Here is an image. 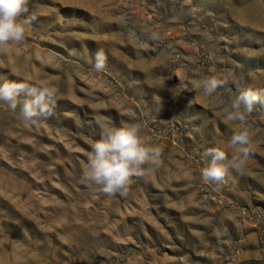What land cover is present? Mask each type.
<instances>
[{"label":"rangeland","instance_id":"374dc122","mask_svg":"<svg viewBox=\"0 0 264 264\" xmlns=\"http://www.w3.org/2000/svg\"><path fill=\"white\" fill-rule=\"evenodd\" d=\"M28 7L36 19L21 44L0 52V83H51L57 106L25 125L19 107L0 101V264H264V104L247 117L243 172L229 167L221 185L200 174L206 149L236 154L228 144L237 125L223 106L238 89L264 100V0ZM101 49L106 68L97 73ZM211 76L228 81L212 97L185 89ZM97 121L138 123L161 149L159 166L134 177L127 196L81 182L84 153L101 139Z\"/></svg>","mask_w":264,"mask_h":264},{"label":"clouds","instance_id":"9594fccd","mask_svg":"<svg viewBox=\"0 0 264 264\" xmlns=\"http://www.w3.org/2000/svg\"><path fill=\"white\" fill-rule=\"evenodd\" d=\"M35 19V15H29L28 0H0V52L8 46L21 44L26 38V25ZM144 35L148 42L157 43L160 40V33L155 30H145ZM147 50V43L136 49L137 52ZM106 61L104 51L98 50L92 65L93 71L103 72ZM226 83V79L211 76L200 79L194 88L185 89L189 92L198 91L205 98H210ZM149 87L163 89L165 83L150 82ZM169 91L175 98L173 89ZM57 92L58 89L51 83L29 82L27 78H21L20 82L0 83V101L6 102L12 111L19 107V118L25 125L35 124L54 114ZM257 104H264V100L249 88L238 89L230 103L223 106L225 122L237 125L228 144L229 148H236V154L229 160L226 152L219 147L206 149L202 153L205 166L200 169L204 182L221 185L229 167L238 173L243 172L247 157L252 151V134L247 128V117ZM97 123L101 129V139L93 142L90 150L84 153L86 162L82 164L81 182L95 186L107 196H127L134 177H144L146 166H159L161 149L144 140L142 126L138 123L123 124L121 127H113L100 121Z\"/></svg>","mask_w":264,"mask_h":264}]
</instances>
